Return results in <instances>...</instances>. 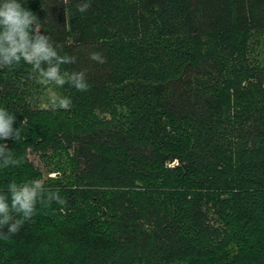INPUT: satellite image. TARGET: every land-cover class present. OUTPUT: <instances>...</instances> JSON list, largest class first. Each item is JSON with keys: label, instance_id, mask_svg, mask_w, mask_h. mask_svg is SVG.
<instances>
[{"label": "trees", "instance_id": "1", "mask_svg": "<svg viewBox=\"0 0 264 264\" xmlns=\"http://www.w3.org/2000/svg\"><path fill=\"white\" fill-rule=\"evenodd\" d=\"M20 2L89 88L40 108L32 66L0 68V108L26 121L0 192L40 180L31 152L66 200L0 238V264H264V0Z\"/></svg>", "mask_w": 264, "mask_h": 264}, {"label": "clouds", "instance_id": "2", "mask_svg": "<svg viewBox=\"0 0 264 264\" xmlns=\"http://www.w3.org/2000/svg\"><path fill=\"white\" fill-rule=\"evenodd\" d=\"M90 3L77 6L84 13ZM38 17L22 6L20 0H0V68H11L21 61L32 66L37 82L43 85L55 84L63 87L65 84L77 91H87L86 71H62L61 66L74 64L76 56L60 55L58 45L53 43L50 35L41 33ZM89 59L100 64L105 59L100 52H89ZM53 103L63 109L71 105L69 98L56 97ZM16 116L6 108H0V141L21 139L23 120L20 126L14 128ZM22 163L14 156V151L0 143V167L19 166ZM10 200V202H9ZM65 205L66 200L59 195V190H46L41 180L33 179L18 184L9 183L6 192H0V228L7 227V233H0L5 240L16 234L25 221L30 220L37 211V204L49 207L53 202ZM15 214V215H14Z\"/></svg>", "mask_w": 264, "mask_h": 264}, {"label": "rangeland", "instance_id": "3", "mask_svg": "<svg viewBox=\"0 0 264 264\" xmlns=\"http://www.w3.org/2000/svg\"><path fill=\"white\" fill-rule=\"evenodd\" d=\"M250 58L257 59L260 63L264 62V35L261 32H253L252 38L250 39ZM38 83V82H37ZM39 87L34 93L36 98V106L40 108L46 107H57L53 103L54 98L63 96V90L61 87L55 84L43 85L38 83ZM31 164L41 172L40 180H44L47 176L52 177L53 173L49 172L52 167V163H48L44 158L40 157L37 153L29 152L27 155Z\"/></svg>", "mask_w": 264, "mask_h": 264}, {"label": "built area", "instance_id": "4", "mask_svg": "<svg viewBox=\"0 0 264 264\" xmlns=\"http://www.w3.org/2000/svg\"><path fill=\"white\" fill-rule=\"evenodd\" d=\"M174 163H175V161H171V162L168 163V165H172Z\"/></svg>", "mask_w": 264, "mask_h": 264}]
</instances>
